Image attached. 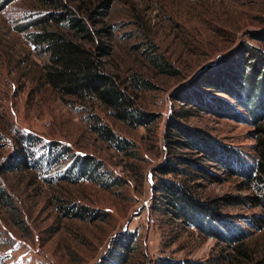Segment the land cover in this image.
<instances>
[{"label":"rangeland","instance_id":"obj_1","mask_svg":"<svg viewBox=\"0 0 264 264\" xmlns=\"http://www.w3.org/2000/svg\"><path fill=\"white\" fill-rule=\"evenodd\" d=\"M43 2L14 0L0 8V185L17 206L12 210L0 203V264H103L114 239L129 232L139 234L137 255L142 252L149 264H158L160 257L235 264L240 257L232 262L234 250L227 242L188 226L160 202L155 168L177 155L197 166L182 162L177 176H166L185 179L194 185L199 198L217 200L224 213L237 217L253 232L249 244L255 246L256 258H262L264 229L257 231L243 218L263 216L259 206L263 187L220 163L200 161L175 142L182 138L170 124L181 111L180 120L186 125L234 147L248 163L257 158L256 128L248 112L229 94L213 93L205 99L208 103L214 102L213 96L226 100L234 117L202 110L177 97L191 87L199 73L216 67L244 45L264 52V0L115 1L105 19L113 32L110 41L104 40L112 45L111 53L101 60L128 86L134 74L152 83L150 89L131 88L136 104L154 118L147 126L119 120L97 100L62 99L47 86L38 88L32 71L48 57L35 55L32 44H27V32L18 26L47 13L50 8ZM150 54L165 56L179 74L161 72ZM28 55L26 62L23 58ZM30 69L29 74L21 75ZM237 108L245 120L240 119ZM97 119L132 147L118 150L103 139L93 130ZM18 131L67 145L69 157L90 154L106 167L107 180L114 179L112 185L63 182L56 177L61 171L64 174L66 164L50 172L40 168L9 171L3 165L15 160ZM233 168L238 172L240 166ZM227 197L236 203L228 204ZM65 200L76 203L82 216L63 214Z\"/></svg>","mask_w":264,"mask_h":264},{"label":"trees","instance_id":"obj_2","mask_svg":"<svg viewBox=\"0 0 264 264\" xmlns=\"http://www.w3.org/2000/svg\"><path fill=\"white\" fill-rule=\"evenodd\" d=\"M11 1L14 0H0V8ZM43 1V4L46 3L50 8L48 12L39 18L20 24L18 29L27 32V44H32L35 55L48 58L39 62L38 70L30 69L22 72L21 75L26 76L31 71L34 72L36 74L34 80L38 88L47 86L62 99L71 98L79 102L97 100L111 109L116 118L134 126H147L148 123H152L154 121L152 114L136 104L131 89L132 87L150 89L153 87L152 83L134 74L129 78L131 86H128L118 75L107 69L101 60L111 53L112 45L109 41L113 32L105 25V19L116 0H77L78 4L75 5L68 0ZM31 28L36 29L30 31ZM150 48L153 46L151 45ZM251 53L252 56H249ZM27 57L23 58L26 62L29 61L30 56ZM150 57L161 72L169 75L179 74L178 69L162 54H150ZM213 93L229 94L239 103L240 108L248 112L247 116L251 118L250 121L256 128L257 158L252 163H248L245 156L234 147L201 129L186 125L180 120L183 117L181 111L176 112V117L172 118L170 124L177 137L182 138L180 141L177 138L175 142L190 149L200 161L220 163L226 169L232 168V173L246 177L251 182H257L258 187H263L259 206L264 209V52L250 45H244L222 58L216 67H209L199 73L191 87L183 89L177 98L188 104H196L202 110H210L218 114L226 113L234 117L230 103L226 100L213 96L214 102L206 101V96ZM237 109V113L242 116L238 115L240 119L245 120L242 112ZM93 130L118 150L132 147L126 138L116 134L110 125L101 120L97 119L94 122ZM17 135L20 139L14 154L15 160L3 165L8 167L9 171L40 168L50 172L55 167L66 164L64 174L61 171L56 177L63 182L76 184L81 181H99L106 187L112 185L114 179L109 177L107 180L106 167L90 154H74V156L71 154L69 157L70 148L61 142H46L31 132L18 131ZM175 157L155 168L158 179L155 189L160 193V202L167 205V211L188 226L202 231L207 237H215L227 242L234 250L232 262L238 258L237 256L240 257L237 262L234 261L235 264H264V256L260 259L256 258L255 246L249 244L253 232L241 225L237 217L224 213L217 200L199 198L194 185L189 184L185 179L166 176H177L183 169L179 166L182 162L190 161L193 166H197L195 161L187 160L182 155ZM231 161H233L232 165ZM235 164L240 166L238 172L233 168ZM184 173L188 174V172ZM231 199L227 197L226 201L234 205L236 201ZM64 202L61 207L67 217L81 214L76 203L71 200ZM0 203L6 208L17 209L14 199L1 185ZM243 219L257 231L261 232L264 229V213L263 216L253 215ZM225 233L228 235L226 236ZM138 241L137 232H129L114 239L113 248L105 257L103 264H149L142 252L137 255ZM158 264L210 263L188 258L181 260L160 257Z\"/></svg>","mask_w":264,"mask_h":264},{"label":"built area","instance_id":"obj_3","mask_svg":"<svg viewBox=\"0 0 264 264\" xmlns=\"http://www.w3.org/2000/svg\"><path fill=\"white\" fill-rule=\"evenodd\" d=\"M150 221H151V222H153V221H154V219H153V218H150Z\"/></svg>","mask_w":264,"mask_h":264}]
</instances>
